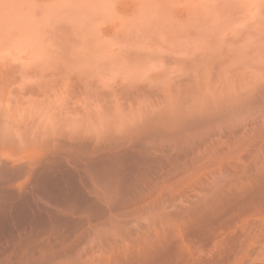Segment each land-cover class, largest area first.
<instances>
[{"label": "rangeland", "instance_id": "rangeland-1", "mask_svg": "<svg viewBox=\"0 0 264 264\" xmlns=\"http://www.w3.org/2000/svg\"><path fill=\"white\" fill-rule=\"evenodd\" d=\"M0 264H264V0H0Z\"/></svg>", "mask_w": 264, "mask_h": 264}, {"label": "bare ground", "instance_id": "bare-ground-1", "mask_svg": "<svg viewBox=\"0 0 264 264\" xmlns=\"http://www.w3.org/2000/svg\"><path fill=\"white\" fill-rule=\"evenodd\" d=\"M33 218V217H32ZM34 219V218H33Z\"/></svg>", "mask_w": 264, "mask_h": 264}]
</instances>
